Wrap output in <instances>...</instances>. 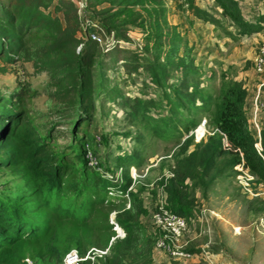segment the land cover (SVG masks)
<instances>
[{
    "label": "trees",
    "instance_id": "obj_1",
    "mask_svg": "<svg viewBox=\"0 0 264 264\" xmlns=\"http://www.w3.org/2000/svg\"><path fill=\"white\" fill-rule=\"evenodd\" d=\"M53 1L0 0V61L29 62L35 73H45L49 106L59 115V120L55 121L37 113L43 121L35 124L25 109L28 90L17 88L10 96L0 97V169L12 161L13 150L9 158L3 157L12 139H16L29 172L28 195L12 196L0 190V264L20 262L15 253L17 245L24 240H42L49 233L51 218L34 214L31 197L47 214L87 224L91 229L106 223V218L96 214V208L119 205L115 222L125 232V238L115 240L111 253L101 264H152L158 236L156 230L142 220L146 216L142 190L131 191L133 181L129 170L120 173L119 182H112L89 169L85 159L87 149L94 144L88 127L94 117L96 101L105 99L112 91L110 69L125 62L113 61L114 52H132L137 60L143 57L149 82L160 91L157 103L126 96L122 106L132 105L127 115L152 121L151 131L155 135L168 133L178 138L177 148L168 158L173 163L172 178H163L160 182L171 213L183 218L190 216L193 190L199 184L208 188L218 177L231 172L236 174L234 167L241 159L249 173L264 182V129L259 155L245 113V89L232 77L228 78L227 73L221 74L217 97L204 91L198 82L189 80L201 77L192 57L193 49L180 30L169 24L163 0H79L81 8L63 0L62 5L73 7L62 18L46 12ZM214 2L222 11L221 15L235 26L238 36H251L264 30V13L255 21H249L242 17L237 0ZM178 3H182L180 8L185 5L193 19L219 24L196 0H178ZM99 6L104 8L99 9ZM86 23L93 27L85 28ZM132 29H141L142 46L129 50ZM91 33L103 34L104 48L91 40ZM171 71L178 72L180 78L172 80ZM31 91L37 95L36 91ZM163 101L167 114L154 120L149 114L150 108H161ZM199 113L210 115L215 132L193 144L191 137L183 140L182 127L186 131L194 129L198 123L193 116ZM61 128H65V132H57ZM202 131L197 130L198 138ZM219 133L227 136L230 151L222 149ZM59 134L66 144L59 143ZM120 160L123 164H136L137 158L126 155ZM70 167L77 172V178L68 176ZM186 181L191 182L190 187ZM110 191L117 196L106 200ZM126 192L128 209L125 208L127 199L123 197ZM110 229L107 220V226L96 231L100 232L96 236L98 240L104 239ZM76 242L82 251L81 239L77 238Z\"/></svg>",
    "mask_w": 264,
    "mask_h": 264
},
{
    "label": "rangeland",
    "instance_id": "obj_2",
    "mask_svg": "<svg viewBox=\"0 0 264 264\" xmlns=\"http://www.w3.org/2000/svg\"><path fill=\"white\" fill-rule=\"evenodd\" d=\"M61 1L63 2L53 1L46 12L50 11L62 18L63 14L71 12L73 6L82 7L79 0H64L73 6H64ZM163 1L167 8L169 24L180 30L193 49L192 57L201 77L189 80L198 82L204 91L217 97L221 89V74L227 73L228 78L232 77L245 89V113L248 117L249 102L256 86L263 79V76L254 72L251 60L258 52L264 30L251 36H238L235 26L228 17L221 15L222 11L214 0H196V4L200 8L208 9L219 22L216 26L203 22L200 24L192 18L185 5L180 8L182 3H178V0ZM237 4L245 20L255 21L264 13V0H237ZM55 7L59 9L55 10ZM142 36L141 29H132L129 40L133 46L130 45L127 49L142 46ZM99 37L102 43L98 44L103 47L105 37L103 34ZM113 57V61L117 60L116 63L120 60L125 62L124 65L115 64L108 72L112 91L105 99L96 101L94 117L88 127L94 144L88 151L102 169L103 177L116 176L124 170H129L131 177L132 169L135 170L136 178L133 180L131 177L133 181L131 191L135 193L137 188L142 190L140 195L146 208V216L142 217V220L150 225L149 215L153 211L161 206L168 210V200L160 182L163 178L165 180L172 178L170 171L173 163L168 158L176 150L178 138L168 133L155 135L151 131L152 121L140 120V117L132 119L127 115L132 105L122 106L126 96L145 101L153 100L157 103L161 98L160 91L154 83L149 82L143 57L137 60L134 53L123 50L115 51ZM169 74L172 80L180 78L178 72L171 71ZM47 82L46 74L35 73L29 62L17 61L7 64L0 61V97L10 96L17 88L28 90L25 109L35 124L43 121L38 118L37 113L48 115L49 120H59V115L53 113L49 106L45 92ZM145 84L148 86H144ZM31 90L36 91L37 95L34 96ZM164 103L163 101L161 108H158L159 106L150 108L149 114L154 120L166 116L167 108L163 107ZM193 118L197 120V126L188 131L182 127V132L183 140L191 137L195 144L205 140L215 130L211 125L210 115L199 113ZM260 123L264 129V110L260 114ZM199 128L203 131L198 138ZM64 130L65 128H61L57 132H65ZM58 141L62 145L66 144L63 135H58ZM12 150L14 151L12 161L0 169V190L12 196L28 195L26 182L29 179V172L25 168L22 150L16 139H12L3 158H9V152ZM126 155H135L136 164L121 163L120 159ZM87 166L93 170L88 162ZM236 175L237 173L231 172L218 177L208 188L195 182L199 187L193 190L192 214L184 218L187 226L184 234L177 243L167 242L169 244L167 250L154 251L152 264H264V235L254 224L258 216L264 212V182L253 176L254 185L251 186V191L254 196H251L239 187ZM68 176L77 178V172L73 167L69 168ZM185 183L190 187L191 182ZM110 198L112 196L108 195L106 200ZM126 199L125 206L129 203V198ZM29 201L36 216L51 218V227L42 240L20 242L15 248L20 262L14 264H63L70 254L93 257V260H87L82 264H101L100 261L105 256L99 257L97 252L108 250L106 256L111 253V247L116 240H112L115 235L112 228L106 232L105 238L100 240L96 237L100 232L96 231L107 226L111 213H115L116 218L119 205L96 208V214L106 218V223L91 229L87 224L47 214L42 205L36 204L35 198L31 197ZM155 232L157 238L163 237L160 231ZM77 238L81 239L79 244L82 251L77 247ZM37 256L43 258L38 259Z\"/></svg>",
    "mask_w": 264,
    "mask_h": 264
},
{
    "label": "built area",
    "instance_id": "obj_3",
    "mask_svg": "<svg viewBox=\"0 0 264 264\" xmlns=\"http://www.w3.org/2000/svg\"><path fill=\"white\" fill-rule=\"evenodd\" d=\"M92 27L93 26L89 23L85 24V28L90 29ZM258 36L260 37V35ZM90 38L91 40L97 43H102L101 38L96 33H91ZM262 38L263 39H261L258 52L254 55L253 59L251 60V64H252V68L254 72L259 76H263V79L256 86L255 92L253 93L251 101L249 102L250 114H248V117H247L250 129L255 138L254 148L257 154L259 155L262 152L261 132L263 129L262 124L260 123V114L262 110H264V37ZM219 135H220V142H221L222 149L226 151H230L231 146L229 144L227 136L223 133H219ZM85 159L94 171H97L101 174L102 169L98 166V164H96V161L94 160V158L92 157L88 149L85 154ZM234 170L237 173L236 181L239 187L244 192H247L251 196H254V194L251 191V186L254 185L253 183L254 177L253 175L249 173L248 169L244 167L243 159H241L240 164L234 167ZM131 177L133 180L136 178L134 169H132L131 171ZM105 178L112 182H119L120 174H117L116 176L108 175ZM131 189L132 187H130L128 191H130ZM127 192L125 195H123L124 198H128ZM108 194L109 196H112V197L117 196L111 191ZM129 207L130 205L128 203V205L126 206V209H128ZM149 221H150L151 227L154 230L160 231L163 234V237H160L157 239L154 251L167 250L169 248L168 243L174 244V243L179 242V240L181 239L187 227L186 221L183 217H180L178 215H175L169 212L163 206L159 207L157 210L153 211L149 215ZM108 223L111 226L112 231L115 234L112 240L125 238V232L115 222V213H111L109 215ZM254 224L257 230L261 234L264 235V212L260 216H258ZM107 253H108V250L97 252L99 257L106 256ZM87 260H93V257H89V256L80 257L77 254H70L67 256L63 264H82L83 262H86Z\"/></svg>",
    "mask_w": 264,
    "mask_h": 264
},
{
    "label": "crops",
    "instance_id": "obj_4",
    "mask_svg": "<svg viewBox=\"0 0 264 264\" xmlns=\"http://www.w3.org/2000/svg\"><path fill=\"white\" fill-rule=\"evenodd\" d=\"M196 21H199V20H197V19H195ZM199 23L201 24V21H199Z\"/></svg>",
    "mask_w": 264,
    "mask_h": 264
}]
</instances>
